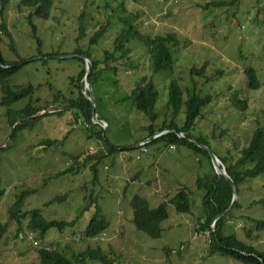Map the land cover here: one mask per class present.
<instances>
[{"label":"rangeland","instance_id":"1","mask_svg":"<svg viewBox=\"0 0 264 264\" xmlns=\"http://www.w3.org/2000/svg\"><path fill=\"white\" fill-rule=\"evenodd\" d=\"M106 3L53 0L42 17L34 5L8 0L0 14V22L4 19L18 52L11 50V41L5 35L0 41L5 57L17 60L39 52H59L47 59L36 55L3 81L11 88L32 86L28 95L9 108L0 103V221L7 224L0 239V264H42L38 248L45 244L60 250L71 264H104L88 256L80 257V252L89 247H99L111 264H245L230 255L210 251L208 231H196L201 208L195 201L191 211L184 214L169 204L168 199L181 187L188 192L199 191L193 180L210 171L206 168L208 158L183 144L171 148L150 140L144 153L136 146L138 139L148 135L145 125L150 119L133 104L132 88L152 77L158 90L155 107L161 110L171 77L163 70L152 73L148 49L141 41L129 42L127 66L124 58L116 71H103L92 84L95 109L91 107V117L95 110L106 121V127L91 121L89 127L93 129H89L86 119L70 108L68 98H53L57 90L68 97L69 75L76 74L83 64L67 53L81 47L101 60L105 50L119 55L114 35L126 23V16L134 14L132 24L138 23L141 32L151 36L171 34L175 39V76L184 97L191 87H197L201 97L210 94L209 102L195 119L193 131L203 135L215 153L236 154L253 127L264 125V0H125L122 7L117 0L115 6L105 10ZM101 24L105 26L102 35L91 41ZM202 65L206 75L193 73L192 80L190 69ZM248 67L256 70L259 85L255 88L247 86ZM235 93L246 100L242 109L233 102ZM2 94L0 83V98ZM31 106H43L37 113L48 112L28 119L14 131L9 119L16 113L26 114ZM109 143L118 147L112 151H118V158H112L110 167ZM96 149L106 153L95 163L94 170L90 164L97 158L87 154ZM137 161L144 164L138 174L132 169ZM71 164L73 170L64 171ZM106 168H111L116 177L109 176ZM242 187L244 203L227 219L226 229L240 232V239L264 252V226L250 220L252 216L264 218V207L251 202L264 196V172ZM64 192L63 199L50 201ZM135 194L144 197L150 207L166 201L169 216L161 221L163 231L159 237L150 236L133 223L131 198ZM90 197V207L81 214ZM95 203L100 206L98 217L107 223L106 230L85 237L78 230L86 226ZM33 207L47 219L76 222L63 230L51 227L44 234L34 228L36 237L25 239L19 231L27 229L30 215L23 217L21 212ZM258 209L262 215L254 212ZM20 223L23 229H19ZM75 254L80 259L75 260Z\"/></svg>","mask_w":264,"mask_h":264},{"label":"trees","instance_id":"2","mask_svg":"<svg viewBox=\"0 0 264 264\" xmlns=\"http://www.w3.org/2000/svg\"><path fill=\"white\" fill-rule=\"evenodd\" d=\"M7 1L8 0H0V14H2L3 7ZM21 2L34 5L36 13L43 17L44 14L50 10L53 0H21ZM106 2L107 3L104 5L105 10H107L109 5L112 7L115 6L117 0H106ZM124 2L125 0H118L119 7H122ZM223 2L224 1H216L214 3L221 4ZM134 17V14H131L128 17L126 16V23L121 24L114 35V47H116L117 50H120L119 55L116 56L115 52L105 50L104 59L101 60L99 56H93L89 49H83L81 47L74 48V52L86 54L91 57L92 64L90 66L88 76L91 86L98 77L102 76L103 71H116L117 67L122 64L121 61H123L124 58L127 66L130 59H127L125 55L128 51H131V47L129 45L130 41L139 40L147 47L151 61L150 66L152 73L163 70L171 76L167 84V98L161 110H158V108L155 107L158 90L155 87L152 77L147 79L146 82L145 80H142L131 90L130 98L133 104L136 108L142 110L150 119V123L145 125V128L148 131L147 136H150L162 129L172 128L173 130L156 136L150 140L158 142L160 146L169 145L171 148H175V146L172 147L174 144H183L192 149L194 152H201L208 158L206 168L208 171L210 169L206 175L197 176V179L195 176L193 181L196 182V186L199 188V191L188 192L184 187H181L173 196L169 199L167 198L169 204H172L177 212L183 214L191 211L193 201L200 206L201 212L197 216L196 231H208L209 249L211 252H219L230 255L238 260H241L245 264H264L263 251L257 249L253 244L246 243L240 239V232L228 230V228L226 229L227 219L233 217L236 210L240 209L242 203H244L245 195L243 193L242 186L251 183L256 176L264 172V125L257 124L253 127L247 142L236 154H221L216 152L220 159L224 162L230 177L236 185V197L233 199L234 190L232 184L223 174L216 172L211 162L208 150L199 145V143L209 145L208 141L203 138V135L193 131L195 119L201 114L203 106L209 102L211 98L210 94L201 97L198 93L199 90H196L197 87H191L189 88V92H187L186 97H184L182 87L178 78L175 76L174 55L172 50V45L175 44V39L172 38L171 34L158 33L151 36L150 34L141 32L138 30V23L132 24V19ZM3 21L4 19L0 22V41L5 35L9 37L11 41V50L18 54V52L14 49L11 34L6 29ZM32 27L34 29L35 25L32 24ZM104 29L105 26L101 24L99 29L94 31L90 40L96 41L102 35V30ZM57 54H59V52H39L36 55H39L40 58L47 59L55 57ZM36 55L31 57L19 56V59L11 60L10 58L5 57L0 50V83L1 89L3 90L0 103L2 105L9 108L10 104L17 101L21 97L28 95L32 85H27L25 87H18L19 85H16L14 88H11L6 86L3 81L25 62L34 59ZM74 57L83 62V58L81 56ZM122 66H124V64ZM203 67L204 66L202 65L200 68L193 67L190 69L192 80H195L193 73H196V75H206L202 72ZM84 71V65L82 64L76 74L69 75L70 85L67 89L68 97H64L60 90H58L56 94H62V98H68L71 106L70 108L76 109L77 114L82 115L86 119V126L89 127L91 123L92 103L87 98L85 92H83L82 76L84 75ZM255 72L256 70L252 67L245 69V73L247 75V86L249 88H255L259 85ZM193 83L196 84L195 81H193ZM57 98L58 97H55V99ZM245 101V98L240 97V95L236 93L233 94V102L238 108L242 109L245 105ZM41 109H43L42 106H31L26 114L19 115L16 113L15 116L9 119V123L13 124V130L15 131L16 129L24 126L30 118H37L39 114H36V112ZM180 109L183 113H179ZM168 114H171L170 118L168 117ZM179 115L181 117L177 118ZM18 118L22 119L20 122L15 123ZM89 129L93 128L89 127ZM179 131H182L184 136L178 135ZM189 138L194 141H190ZM104 139L107 141L106 138ZM142 139H138L136 146L141 153H144L147 151L146 145L150 140L139 143ZM48 142H50V140H48ZM117 148L118 147L112 143H109L107 150L112 152ZM104 155L105 153H103V155L101 153H92L91 156L97 158L95 162L90 164V166H93L92 169L96 170L95 163ZM137 157H139L138 154ZM73 168V164H71L64 171H71ZM65 195L66 192L62 193V195L58 194L51 198L50 201L63 199ZM193 195L195 198L192 197ZM91 201L92 197H90L89 202L84 204L80 212L81 214L90 207ZM251 202L252 204H259L260 207H264V196L253 199ZM131 204L133 207L132 221L135 226L138 229L145 231L152 237H159L163 231L161 221L169 216L166 201L163 200L157 206L150 207L148 201L144 197L135 194L131 198ZM99 210L100 206L95 203L94 211L92 212L86 226L78 230L83 236H97L103 232V230H106L107 223L98 217ZM38 211L39 208L33 207L27 211L21 212L22 216L26 214L30 215L29 220H27L25 225L27 228L25 230L33 231L34 228H39L44 234L45 231L51 227L63 230L66 225L76 222V220L54 218L47 219L46 217L38 215ZM254 212L260 213L261 215L263 214V212L259 209ZM12 214L16 215L15 212H12ZM251 219H254L258 226H264V218L252 216L250 220ZM23 228L24 226L20 223L19 229ZM6 230V224L0 221V239L3 237ZM67 231H71V229H68ZM38 255L42 264H71V260L60 250L40 247L38 248ZM85 256H88L93 260H100L104 264H111L110 259L99 247H89L85 251L80 252L81 258ZM80 257L76 254L74 255L75 260L80 259Z\"/></svg>","mask_w":264,"mask_h":264},{"label":"water","instance_id":"3","mask_svg":"<svg viewBox=\"0 0 264 264\" xmlns=\"http://www.w3.org/2000/svg\"><path fill=\"white\" fill-rule=\"evenodd\" d=\"M89 70H90V66L88 64H85V73H84V81L85 82H84V87L88 91L87 97L91 101V103L93 104L92 106L94 108V102H93V96L94 95H93V91H92V88L90 86V83L88 81V73H89ZM91 119L93 121L98 122L99 124H102L103 123V120L102 119L97 118V115H96V111L95 110L92 111V117H91ZM170 130H173V129L172 128H167V129L159 130V131L155 132L154 134L146 137L144 140L145 141L150 140V139H152V138H154L156 136L162 135V134H164V133H166V132H168ZM178 135L184 136V133L181 132V131H179L178 132ZM189 140L190 141H194L191 138H189ZM199 145L205 147L208 150V152L210 154L211 162H212V164H213L214 169L216 170V172L223 174L230 181V183L232 184V187H233V190H234V192H233V199H234L236 197V185H235L234 181L232 180V178L230 177V175H229V173H228V171L226 169V166H225L224 162L220 159V157L213 150H211V148L208 145L203 144V143H199Z\"/></svg>","mask_w":264,"mask_h":264},{"label":"clouds","instance_id":"4","mask_svg":"<svg viewBox=\"0 0 264 264\" xmlns=\"http://www.w3.org/2000/svg\"><path fill=\"white\" fill-rule=\"evenodd\" d=\"M74 50V49H73ZM67 54H71L70 56H72V57H74V56H81L82 58H83V65H84V69H85V64H88L89 66H91V64H92V60H91V57L90 56H88V55H86V54H81V53H77V52H74L73 51V53L72 52H70V53H67ZM75 58V57H74ZM85 58V59H84ZM90 71V70H89ZM84 73H85V71H84ZM88 76H89V73H88ZM82 80H83V92H85V94H86V96H87V94H88V91H87V89L84 87V75L82 76ZM89 81V80H88ZM90 83V82H89ZM90 86H91V84H90ZM91 88H92V86H91ZM58 91V90H57ZM57 91H55V93H54V98L53 99H55V97H60V98H62V94H56V92ZM88 98V97H87ZM93 102H94V96H93ZM93 105V104H92ZM43 107V106H42ZM93 107V106H92ZM42 110V109H41ZM60 110V109H59ZM40 111V110H39ZM38 111V112H39ZM48 111H41L40 113H37L36 112V114H39V115H42V114H44V113H47ZM50 112H59V111H50ZM97 118H100V117H98L97 116ZM101 119V118H100ZM102 120H103V123L102 124H100V126H102V127H106V125H107V123H106V121L102 118ZM91 121H93L92 119H91ZM93 123H96V124H99L98 122H96V121H93ZM87 124V123H86ZM13 125V124H12ZM102 130V129H101ZM182 132V131H181ZM146 137H148V136H146ZM146 137H144V139L146 138ZM144 139H142V140H140L139 141V143L140 142H142V141H145ZM174 146V145H173ZM118 150V149H117ZM91 152H93V150H91ZM94 153H99L98 152V149H96L95 151H94ZM87 155H92V154H87ZM103 155V154H102ZM105 168V167H104ZM107 169V168H106ZM18 216H19V214H17ZM13 216H15V215H13ZM12 216V217H13ZM74 219V218H73ZM3 223V222H2ZM6 224V223H5ZM6 226H7V224H6ZM19 233H21L22 235H23V237L25 238V239H29V238H35L36 237V234H34V231H28V230H24V231H19ZM4 236V235H3ZM35 242H37V244H38V240L37 239H35ZM46 245V244H45ZM45 245H40L41 247H43V248H49V247H46Z\"/></svg>","mask_w":264,"mask_h":264},{"label":"crops","instance_id":"5","mask_svg":"<svg viewBox=\"0 0 264 264\" xmlns=\"http://www.w3.org/2000/svg\"><path fill=\"white\" fill-rule=\"evenodd\" d=\"M40 115H38L37 116V118L39 117ZM36 119V118H35ZM116 152H118V151H116ZM116 152H109V153H112L109 157H108V161H109V164H108V167H110V165H111V163H112V158H115V159H117L118 157H116ZM104 153H106V152H104ZM124 158V157H123ZM122 158V159H123ZM120 160V159H119ZM114 165H115V162H114ZM142 165H144L143 164V162L142 163H138V161H137V164H135V165H133L132 166V169L133 170H135L136 172H137V174L138 173H140V166H142ZM113 168V167H112ZM111 169V168H110ZM110 169H106L107 170V174L109 175V176H113V177H116V174L115 173H113V172H110ZM130 170H131V168H130ZM127 171V170H126ZM158 174H159V171H158ZM154 179H156L155 178V176H154ZM157 179H159L158 177H157Z\"/></svg>","mask_w":264,"mask_h":264},{"label":"built area","instance_id":"6","mask_svg":"<svg viewBox=\"0 0 264 264\" xmlns=\"http://www.w3.org/2000/svg\"><path fill=\"white\" fill-rule=\"evenodd\" d=\"M140 143H142V142H140Z\"/></svg>","mask_w":264,"mask_h":264}]
</instances>
